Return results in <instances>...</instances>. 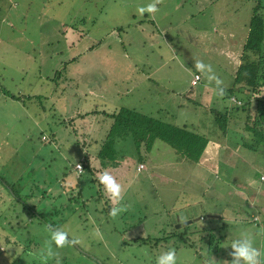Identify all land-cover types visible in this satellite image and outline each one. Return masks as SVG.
<instances>
[{
    "label": "rangeland",
    "instance_id": "obj_1",
    "mask_svg": "<svg viewBox=\"0 0 264 264\" xmlns=\"http://www.w3.org/2000/svg\"><path fill=\"white\" fill-rule=\"evenodd\" d=\"M156 2L0 0V244H36L18 256L0 249V264H155L168 249L176 264H230L231 240L241 234L264 251V235L251 234L255 217L264 223V142L245 132L233 100L216 95L215 82L194 68L196 60L211 65L219 87L231 88L254 8L264 0ZM149 3L155 12H137ZM152 62L158 84L150 81ZM196 73L203 80L192 87ZM114 83L123 84L125 107L152 116L162 109L169 123L207 138L211 168L161 140L139 153L132 140L131 152L120 142L116 166L103 170L121 184L119 201L99 183L101 171L76 179L85 136L79 116L96 111L84 122L102 141L112 120L99 114L101 99H116ZM209 109L229 111L226 134ZM140 162L146 169L138 172ZM188 215L196 220L176 222ZM50 228L77 242L56 247Z\"/></svg>",
    "mask_w": 264,
    "mask_h": 264
},
{
    "label": "trees",
    "instance_id": "obj_2",
    "mask_svg": "<svg viewBox=\"0 0 264 264\" xmlns=\"http://www.w3.org/2000/svg\"><path fill=\"white\" fill-rule=\"evenodd\" d=\"M248 28L247 39L240 57V64L234 75L233 85L225 90L223 95L233 100L231 109L243 113L245 132L251 135L255 142L260 140L264 142V7L259 3L254 8ZM122 29L119 28V30ZM209 110L215 116L220 130L226 134L230 119L229 111L222 113L216 109ZM163 112L164 110L161 109L157 116L145 115L128 108H122L111 114L104 112L105 117L110 118L112 123L101 149L100 158L114 160L115 155L113 154L117 141L128 137L133 138L139 153L149 152L155 141L161 140L185 155L184 157L191 162H199L206 155H211L207 138L188 128V125L177 126L169 123L164 119ZM7 188L19 201L20 196L15 190L8 185ZM29 210L31 212V209ZM35 213L38 214L37 212L33 214ZM39 218L42 219L41 216ZM12 222L11 220L10 223ZM135 243L143 245L145 242L136 240ZM24 244L19 241V244H14V246L19 245L23 251L27 252L30 251L31 246L36 247V244L31 241ZM187 245L193 248L192 244L187 243ZM14 261L16 263L17 258Z\"/></svg>",
    "mask_w": 264,
    "mask_h": 264
},
{
    "label": "clouds",
    "instance_id": "obj_3",
    "mask_svg": "<svg viewBox=\"0 0 264 264\" xmlns=\"http://www.w3.org/2000/svg\"><path fill=\"white\" fill-rule=\"evenodd\" d=\"M156 10L157 8L155 3H149L145 6L137 7V12L140 14H143L144 12L153 13ZM194 68L199 72L206 74L209 81L215 82V84L217 85L216 95H223L224 89L219 87V85L221 84V80L213 73L211 65L196 60L194 61ZM97 179L99 180V183L103 185L104 190L109 194L110 199H112L113 201H119L121 199V184L118 183L108 171L99 173ZM123 210V206L112 207L109 210V215L115 216ZM50 233L51 242H53L58 248L63 247L65 244H73L77 242L71 239L68 233L60 229L50 228ZM230 247L233 250L230 253V255L232 256L230 264H261L260 252L257 247L254 246L251 236L241 234L240 236L233 238L231 240ZM11 248H15V256H18L17 254L21 251V247L19 245H16L14 247H5L3 244H0V249L7 250ZM15 256H12V259ZM155 264H176L175 250L168 249L167 251L161 252L155 258ZM226 264H228V262H226Z\"/></svg>",
    "mask_w": 264,
    "mask_h": 264
},
{
    "label": "crops",
    "instance_id": "obj_4",
    "mask_svg": "<svg viewBox=\"0 0 264 264\" xmlns=\"http://www.w3.org/2000/svg\"><path fill=\"white\" fill-rule=\"evenodd\" d=\"M157 2H156V4L157 5H159V1L160 0H156ZM165 1V0H164ZM169 1H173V0H169ZM174 1H178V0H174ZM144 16H146V13L144 14ZM192 17H194V14H192L191 15V18ZM141 27H143V25H139V28L141 29ZM143 30V29H142ZM200 30H202V34L206 37V36H209V34H208V32H209V30L207 29V28H201ZM151 33V32H150ZM155 32H152L151 33V35H153ZM170 61H172V57H167ZM111 64H113V63H110V65ZM152 64H153V67L155 68V72H153L154 73V75H152L153 76V79H151L150 81L151 82H155V81H157V80H155V77L157 76V71H158V69H159V66L157 67V69H156V63L155 62H152ZM164 64H166V62H164V63H162V64H160V67L161 66H163ZM100 65H101V67H106V65H107V63H105V62H102V64L100 63ZM115 65H117L116 63H115ZM157 70V71H156ZM196 74H199V73H196ZM201 75V74H200ZM115 81H118V79H114ZM193 80V79H192ZM192 80H191V82H190V84H191V86L193 87V86H196V85H193L192 84ZM203 80V76L201 75V81ZM161 83H160V85H163V81H161V80H159ZM201 81H199V82H201ZM198 82V83H199ZM157 84L159 83L158 81L156 82ZM119 85H123V84H121V83H119V84H116V83H114L112 86H113V88H112V90H113V95H115L116 96V99H118L119 101H116V99H114V101H112L111 102V100H113L112 98H111V100H110V98H109V100H102L101 98V104H102V106H100V108H102V109H104L105 111L104 112H107V113H109V114H111V113H114V112H117V111H119L120 109H122V108H127V107H125V102H124V100L121 98V95H120V93H121V91H119V89H117L118 88V86ZM110 85H108V86H105L104 85V88H105V91L106 92H108V88L107 87H109ZM191 88V87H190ZM189 93H193V91L191 90V89H189ZM173 92H175V91H173ZM188 92V91H187ZM172 94H174V93H172ZM109 101V102H108ZM122 103V104H119V103ZM128 108H132V109H134L135 107L133 106V105H129V107ZM136 110V109H135ZM96 114V111H91L90 113H86V114H81L79 117L81 118V120H79L80 121V123H81V127H82V129H84V132H85V136L86 135H89L90 133H91V135H92V131H93V129H94V126L92 125V122L91 123H89V122H84L85 120H84V118H86L88 115H95ZM100 115H103L104 117L106 116L104 113H99ZM97 115V114H96ZM145 115H147V114H145ZM77 120V119H76ZM77 132H78V128H77ZM105 132H108L107 130H105ZM90 135V136H91ZM85 136H83V138H81V140L79 139V141H83V143H84V146H83V150L82 151H80V152H83L81 155H79L78 157H79V159H77V161L75 162V165H74V175H75V177H76V179H78L79 178V176L81 177L82 175H84L85 174V172L86 171H103V170H105L106 169V167H111V166H116V163L115 162H117L118 160H116V161H114V160H109V159H101L100 158V152H101V149H102V147H103V145H104V142H105V140H106V138H107V136L104 138V137H102V141H96V139L93 137V135H92V137H91V139H89V144H87V143H85V141H84V139H85ZM132 137H128V138H126L125 140H118L117 141V144H116V146H115V149L118 147V148H120L121 149V146H120V142H122L123 143V145H124V147L125 148H129L130 149V151H128V152H131V147L133 146V144H132ZM76 143H78V145H79V142H76ZM99 146V147H98ZM117 150V149H116ZM116 153H120V155H121V153H122V151H117ZM129 155H132V154H129ZM207 156L208 155H206V157H203L204 159H205V162H204V160L202 159L201 160V162L200 163H203L204 162V164L206 163V162H209V166H210V164H212V162H214L213 160H215V159H212L211 157H209L208 156V158H207ZM117 158L119 159V156H117ZM100 159V160H99ZM77 164H82V171L81 172H78L77 171V169H76V165ZM140 165H143L144 166V168L143 169H141V170H139V166ZM208 166V165H207ZM209 168H211V166L209 167ZM144 169H146V166L144 165V163L143 162H140L139 163V165H138V167H137V171L138 172H141L142 170H144ZM264 175V173L261 175V177ZM123 175H121V177H122ZM261 177H260V179H261ZM262 181V180H261ZM188 217L189 218H187V216H184V217H178L179 219H178V221H176V222H178V223H180V222H182V221H185V220H188V219H192L189 215H188ZM199 218H201V217H199ZM196 220V218H193L191 221H195ZM255 222H256V224L254 225L255 226V230L254 229H252L251 231V234L253 235H256V236H258V235H260V234H262V235H264V223H260L259 221H258V218L257 217H255ZM259 239H261V240H263V238L262 237H259ZM261 253V256L263 257V255H264V251H263V249H261L260 248V250H259ZM264 259V258H263ZM263 259H261V262H262V260Z\"/></svg>",
    "mask_w": 264,
    "mask_h": 264
},
{
    "label": "built area",
    "instance_id": "obj_5",
    "mask_svg": "<svg viewBox=\"0 0 264 264\" xmlns=\"http://www.w3.org/2000/svg\"><path fill=\"white\" fill-rule=\"evenodd\" d=\"M200 80H201V76H200V74H195V76H194V78H193V80H192V84H193V85H196ZM82 167H83L82 164H77V165H76V169H77V171H78V172H81V171H82ZM143 168H144L143 165H140V166H139V170H141V169H143ZM261 180L264 181V176L261 177Z\"/></svg>",
    "mask_w": 264,
    "mask_h": 264
},
{
    "label": "water",
    "instance_id": "obj_6",
    "mask_svg": "<svg viewBox=\"0 0 264 264\" xmlns=\"http://www.w3.org/2000/svg\"><path fill=\"white\" fill-rule=\"evenodd\" d=\"M189 223H191V221L183 222L182 224H183V225H187V224H189Z\"/></svg>",
    "mask_w": 264,
    "mask_h": 264
}]
</instances>
